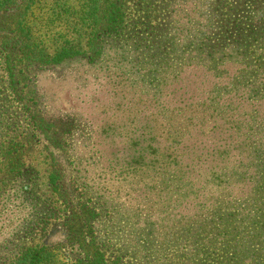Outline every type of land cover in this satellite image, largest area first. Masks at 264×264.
Listing matches in <instances>:
<instances>
[{
    "label": "rangeland",
    "instance_id": "374dc122",
    "mask_svg": "<svg viewBox=\"0 0 264 264\" xmlns=\"http://www.w3.org/2000/svg\"><path fill=\"white\" fill-rule=\"evenodd\" d=\"M52 1L30 2L41 40L52 52L58 44L48 43L49 32L62 25L69 31L63 32L60 43L83 45L93 28V0H61L59 17L54 11L58 3ZM113 2L125 19L117 32L97 38L95 55L86 52L25 69L23 55L16 53L4 68L6 82L14 80L17 88L12 90L8 83L0 88V142L1 138L18 142L28 113L35 110L50 134L63 143L59 151L51 149L54 163L65 174L68 198L50 190L51 162L45 151L41 153L42 146L31 145L25 151L24 165L18 167L23 174L5 177L9 168L0 162V180H6L0 182V264H11L23 248L45 243L53 254L47 264H89L95 245L103 264H169L177 217L198 210L188 204L190 199L182 203V194L191 189L179 180L180 170L174 174L171 155H181L177 165L194 181V188L206 184L211 169L226 171L231 179V170L222 163L231 167L233 161L251 162L252 157H240L236 148L258 134L246 127L238 135L232 126L263 122L264 99L255 102L234 91L225 74L246 68L254 76L264 72V39L244 41L246 25L250 26L246 16L258 21L249 34L264 37V0ZM1 18L9 29L3 34H12L17 20L9 14ZM163 45L176 48L171 55L168 52L167 70L164 61L154 65L147 53ZM191 50L194 55H189ZM176 52L179 59L172 60ZM213 57L226 61L221 67L224 74L212 75L211 63H200ZM186 60L189 65L180 66ZM225 150L227 156L220 161L215 154ZM208 181L217 186L207 189L215 197L212 201L220 203L222 199L244 203L243 192L250 188L247 182L239 188L231 184V196L225 197L227 189H217L223 184ZM144 182L151 186L142 187ZM176 190L178 201L173 200ZM212 201L202 203L207 207ZM152 218L170 225L168 238L162 229L145 226ZM150 248L154 252L148 253Z\"/></svg>",
    "mask_w": 264,
    "mask_h": 264
},
{
    "label": "trees",
    "instance_id": "16d2710c",
    "mask_svg": "<svg viewBox=\"0 0 264 264\" xmlns=\"http://www.w3.org/2000/svg\"><path fill=\"white\" fill-rule=\"evenodd\" d=\"M30 2L31 0H0V88L8 83L2 73L6 64H10L8 60L11 59V54L14 55L18 53L23 55L22 59L24 63L22 68L25 69L34 63L56 64L72 55L75 56L86 52H91V55H95L96 52H98L97 38L110 32H117L119 30V23L123 22L125 19L118 4L113 2V0H93L92 3L94 7L91 9L93 28L86 35L84 44L80 45L79 43H69L67 41H64L63 44L60 43L63 39L61 35L63 32L69 31V29H63V26L59 25L56 31L49 32L51 37L48 43H50L52 47L54 44H58L54 47L53 51L50 52L49 46L45 44V42L41 40L40 35L37 34L39 28L33 22L34 12ZM54 2L58 3L54 11H56V15L59 17L62 13L60 8L61 0H55L51 3L53 4ZM46 6L47 5L44 4L42 8ZM47 8H50V6ZM51 13H53V11ZM51 13L50 17L46 18L47 21L52 19ZM4 14H9L13 17V20H17L15 22L14 32L10 35L9 33H7V35L3 34V32L9 30L1 18ZM38 19L42 22L45 20V16H41ZM246 19L250 23V26L246 25L248 31L247 34L244 35L246 36L244 41L253 44L259 39H264L262 36L258 38L256 33L255 37L249 34L253 33L252 25L258 23L256 17L246 16ZM174 49L176 48L172 45L156 46L154 50L156 51V56L154 51H147V53L151 52L150 57L154 58V65H156L158 60L164 61L162 67L166 68L167 65H170L171 61L165 62V60L169 58L167 57L168 52H170L169 55H171V53L175 51ZM5 52L6 56L4 58L3 54ZM194 53V50H191L189 55H194ZM177 55L178 53L176 52L172 60L179 59ZM2 57L5 61L4 63L1 62ZM206 62L211 63L212 69L210 72L212 75L213 73L215 76L224 74L221 67L223 63L226 62L225 60L221 58L215 59L213 57L200 63L203 65L206 64ZM184 65H189V60L180 63V66ZM216 68H219L218 70L221 71H217ZM165 70H167V68ZM245 73H247L246 78L249 79L245 78V75H243ZM225 76L229 79V85L232 89L238 93L243 92L242 94H244L247 99L255 102L264 99L263 71L262 74L258 72L254 76V74L246 68V71L239 70L232 75L226 72ZM14 83V80H10L7 87H11L12 90L16 89L17 85L16 83L14 85ZM236 95L241 96V94ZM1 109L2 106H0V110ZM3 112H5V110H3ZM28 116L26 128L20 132L18 142L12 140L6 141L7 139H3L4 141H2L1 138L0 162L2 164L4 163L5 166L9 168L7 169L9 172L5 177L13 172H15V174H23V171L18 167L24 165L23 154L25 151H28L31 145L34 148L42 146L41 153L45 151L47 153L46 156L49 157V163L51 162L48 170L49 188L52 192L60 194L61 197L68 198V195L65 194L67 193V187H63L62 182L65 174H63L59 163H57L58 165L54 163L55 156L51 149L53 148L59 151V149H61L59 147H63V143L58 137L50 134L49 126L46 127L45 122H41L42 117H38L35 114V110L28 113ZM253 117L254 115H251V118ZM30 125H32V127H30ZM246 127L254 129L251 132H256L259 138L248 139L244 145L243 142H240L241 147L236 148L240 150L236 151V149H234L240 157H242V155L244 158L252 157L250 158L251 162L248 161L249 158L247 160L241 159L233 161L231 167H226V165L222 163L225 170H231L229 172L231 173V179H229V175H226V171L211 169L206 173V184L202 185L200 188H194V181L186 175L187 172H183L184 170L181 165H177L181 155L175 153L171 155L170 163L173 164L174 174H177L179 172L178 170H180L181 176L179 180L185 182L187 187L191 189L189 194H182V203L184 200L190 199L188 204L193 205V208H197L198 210L193 212L192 215L182 216L180 214V217H177L178 222L174 223V225L178 227L176 231L177 240L174 247L172 246L169 264H264V239H262V237H264V121L252 124L251 126H232L238 135L240 132L242 134V130ZM12 131H17V129L13 128ZM34 131H38V134L34 135ZM3 132L2 130V134ZM31 132H33V134ZM176 137L180 138L178 134ZM42 139L44 140L43 142H41ZM250 143L253 144L252 148L245 149V145L249 144L250 146ZM228 151L218 152L215 156L219 157L220 161H224L225 157L223 156H227ZM250 154H252V156ZM212 156L216 158L214 154ZM242 162H244L243 165ZM176 165L178 167H176ZM241 170L247 174L240 175L238 172ZM233 171L235 173H233ZM3 179L0 180V182H6V180ZM208 179H210L212 183L223 184V186H218L219 188L217 189H227L225 197L231 196L229 192L231 184H237L239 188L243 183L247 182L250 188H247V191L243 192L244 195L247 193L244 197L245 202L242 203V199H240V201L222 199L221 203L220 201H212L215 197L209 194L210 191H207V189L216 188L217 186L211 187L208 184ZM150 186L151 184L144 182L142 187ZM62 188L63 191L61 190ZM175 195L176 198L174 197L173 200L178 201L180 196L178 190H176ZM243 196L241 198H243ZM199 197H202L203 200H197ZM261 197L262 200L258 206V200ZM203 201H212V203L205 207L206 203H202ZM173 206L179 207L177 203H174ZM83 221L87 222V219L85 218ZM166 224L168 223L162 222V219L152 218L148 220L145 226L152 227L155 231L162 229L164 239H166L167 228L170 227V225ZM168 234L170 233L168 232ZM92 243L94 244L93 241ZM51 251V245L47 243L36 244L28 248H23L22 251L20 250L13 256L10 263L47 264L53 257ZM147 251L148 253L154 252L151 248L149 250L147 249ZM158 251H161V249H158ZM90 259L89 264H103V254L96 245L94 246Z\"/></svg>",
    "mask_w": 264,
    "mask_h": 264
}]
</instances>
